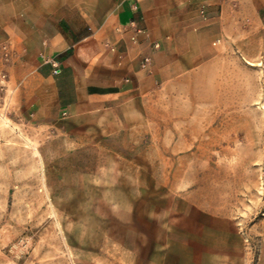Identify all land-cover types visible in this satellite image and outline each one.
I'll use <instances>...</instances> for the list:
<instances>
[{
    "label": "crops",
    "instance_id": "crops-1",
    "mask_svg": "<svg viewBox=\"0 0 264 264\" xmlns=\"http://www.w3.org/2000/svg\"><path fill=\"white\" fill-rule=\"evenodd\" d=\"M243 36L264 40V0H0V112L90 143L59 154L102 156L72 171L60 200L76 264H228L226 216L185 212L176 194L164 214L157 165L120 156L146 154L131 152L130 129L148 108L220 91Z\"/></svg>",
    "mask_w": 264,
    "mask_h": 264
},
{
    "label": "rangeland",
    "instance_id": "rangeland-1",
    "mask_svg": "<svg viewBox=\"0 0 264 264\" xmlns=\"http://www.w3.org/2000/svg\"><path fill=\"white\" fill-rule=\"evenodd\" d=\"M219 84L220 91L202 92L206 100L200 105L168 98L161 112L148 108L145 128L132 123L130 129L131 152L146 154L120 157L157 165L164 214L176 194L185 212L226 216L228 264H259L264 260V40L243 36L236 50L228 51ZM160 113L162 121H155ZM53 130L36 117L12 121L0 112V264H76L80 256L68 203L60 200L72 193L66 188L72 171L91 167L102 156L59 154L60 148L90 143L60 138ZM154 173L148 170L147 176Z\"/></svg>",
    "mask_w": 264,
    "mask_h": 264
},
{
    "label": "built area",
    "instance_id": "built-area-1",
    "mask_svg": "<svg viewBox=\"0 0 264 264\" xmlns=\"http://www.w3.org/2000/svg\"><path fill=\"white\" fill-rule=\"evenodd\" d=\"M200 13H203V11H201ZM2 49H3V55H4V58H7L6 56V54H7V51H6V47L5 46H2ZM50 63H51V65H52V67H53V73H58L59 71H60V67H59V65H58V62L56 61V60H48ZM148 62V58H144V60H143V65L145 64V63H147Z\"/></svg>",
    "mask_w": 264,
    "mask_h": 264
}]
</instances>
